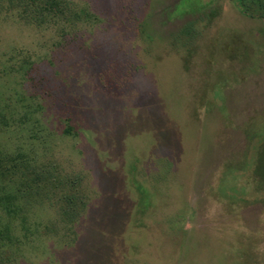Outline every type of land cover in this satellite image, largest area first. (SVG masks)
<instances>
[{"label":"rangeland","instance_id":"obj_1","mask_svg":"<svg viewBox=\"0 0 264 264\" xmlns=\"http://www.w3.org/2000/svg\"><path fill=\"white\" fill-rule=\"evenodd\" d=\"M57 1L0 0V264H264V20Z\"/></svg>","mask_w":264,"mask_h":264},{"label":"trees","instance_id":"obj_2","mask_svg":"<svg viewBox=\"0 0 264 264\" xmlns=\"http://www.w3.org/2000/svg\"><path fill=\"white\" fill-rule=\"evenodd\" d=\"M242 12L250 17H258L264 20V0H236ZM52 9L60 5L57 0H51Z\"/></svg>","mask_w":264,"mask_h":264}]
</instances>
